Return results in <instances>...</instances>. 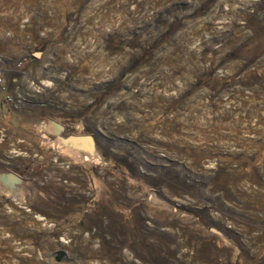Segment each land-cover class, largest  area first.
<instances>
[{
	"label": "rangeland",
	"instance_id": "1",
	"mask_svg": "<svg viewBox=\"0 0 264 264\" xmlns=\"http://www.w3.org/2000/svg\"><path fill=\"white\" fill-rule=\"evenodd\" d=\"M0 74V264H264V0H0Z\"/></svg>",
	"mask_w": 264,
	"mask_h": 264
},
{
	"label": "water",
	"instance_id": "2",
	"mask_svg": "<svg viewBox=\"0 0 264 264\" xmlns=\"http://www.w3.org/2000/svg\"><path fill=\"white\" fill-rule=\"evenodd\" d=\"M34 56L38 58L39 54L35 53ZM52 124L58 128L57 134L61 135L63 145H68L72 150L77 149V151L80 150L89 154L90 156L94 154L97 143L93 135L73 133L63 136V133L65 132L64 125L58 124L56 122H52ZM22 183V178L12 172L0 173V185L9 192H16ZM16 186L17 188H14Z\"/></svg>",
	"mask_w": 264,
	"mask_h": 264
},
{
	"label": "bare ground",
	"instance_id": "3",
	"mask_svg": "<svg viewBox=\"0 0 264 264\" xmlns=\"http://www.w3.org/2000/svg\"><path fill=\"white\" fill-rule=\"evenodd\" d=\"M40 130L42 133L43 144L56 148L58 152L65 158L70 159L74 163L77 161L88 160L87 156L82 155L84 154V152L80 150L77 151V149L72 150L68 145L62 144V137L60 134H57L58 128L54 124H52V122L49 121L43 123L40 127ZM94 153H97V151H95ZM14 188H17V186Z\"/></svg>",
	"mask_w": 264,
	"mask_h": 264
},
{
	"label": "built area",
	"instance_id": "4",
	"mask_svg": "<svg viewBox=\"0 0 264 264\" xmlns=\"http://www.w3.org/2000/svg\"><path fill=\"white\" fill-rule=\"evenodd\" d=\"M22 65V62H19L18 66H21ZM3 85V77L2 75L0 74V90H1V86Z\"/></svg>",
	"mask_w": 264,
	"mask_h": 264
}]
</instances>
